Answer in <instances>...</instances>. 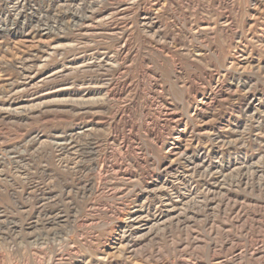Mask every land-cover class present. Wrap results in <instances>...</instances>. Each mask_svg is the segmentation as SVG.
I'll use <instances>...</instances> for the list:
<instances>
[{
  "label": "rangeland",
  "instance_id": "rangeland-1",
  "mask_svg": "<svg viewBox=\"0 0 264 264\" xmlns=\"http://www.w3.org/2000/svg\"><path fill=\"white\" fill-rule=\"evenodd\" d=\"M0 264H264V0H0Z\"/></svg>",
  "mask_w": 264,
  "mask_h": 264
},
{
  "label": "bare ground",
  "instance_id": "bare-ground-1",
  "mask_svg": "<svg viewBox=\"0 0 264 264\" xmlns=\"http://www.w3.org/2000/svg\"><path fill=\"white\" fill-rule=\"evenodd\" d=\"M147 18H148V17H147ZM148 19H149V18H148ZM150 20H152V19H150ZM150 24L152 25V23H150ZM152 27H153V26H152ZM103 63H104V61H103ZM103 63H102V66L104 65ZM93 64H94V63H93ZM106 64H107V63H106ZM107 65H108V64H107ZM109 66H110V65H109ZM98 67H99V66H98ZM103 67H104V66H103ZM106 96H107V95H106ZM105 98H107V97H105ZM165 105H166V104H164V106H165ZM163 108H164V107H163ZM165 108H166V107H165ZM165 108H164V109H165ZM164 109H163V110H164ZM164 113H165V112H164ZM168 114H169V113H168ZM165 115H167V114H165ZM159 117H160V116H159ZM166 117H167V116H166ZM171 117H172V116H171ZM120 119H122V118H120ZM166 119H167V118H166ZM167 121H168V120H167ZM147 126H148V125H147ZM152 127H153V125H152ZM85 128H86V127H85ZM85 128H84V129H85ZM84 129H78V130H79L80 132H84V133L89 131V130L84 131ZM146 130H147V129H146ZM148 130H150V129L148 128ZM90 132H91V131H90ZM77 133H78V132H77ZM88 133H89V132H88ZM79 134H80V133H79ZM79 134H76V136H79ZM88 135H89V134H88ZM86 136H87V135H86ZM86 136H83V137H86ZM74 137H75V136H74ZM74 137H73V138H74ZM83 137H82V138H83ZM75 138H76V137H75ZM79 138H80V136H79ZM79 138H78V139H79ZM73 140H74V139H73ZM78 141H80V139H79ZM61 147H62V146H61ZM153 184H154V183H153ZM154 185H155V184H154ZM43 211H44V210H43ZM169 211H170V210H169ZM47 212H48V211H47ZM49 213H50V212H49ZM45 214H46V212H45ZM43 216H44V215H43ZM157 217H158V216H157ZM52 219H53V218H52ZM58 219H59V218H58ZM159 219H160V218H159ZM163 219H164V218H163ZM53 220H55V218H54ZM36 221H37V220H36ZM36 221H35V222H36ZM59 222H60V221H59ZM163 222H164V221H163ZM160 223H161V222H160ZM35 224H38V223L36 222ZM158 224H159V223H158ZM29 225H30V224H29ZM154 225H155V224H154ZM35 227H36V226H35ZM144 227H145V226H144ZM152 227H153V226H152ZM149 228H150V227H149ZM144 229L146 230V228H144Z\"/></svg>",
  "mask_w": 264,
  "mask_h": 264
}]
</instances>
